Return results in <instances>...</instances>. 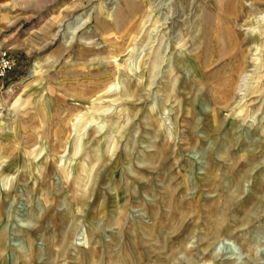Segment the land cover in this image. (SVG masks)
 <instances>
[{
	"label": "rangeland",
	"instance_id": "1",
	"mask_svg": "<svg viewBox=\"0 0 264 264\" xmlns=\"http://www.w3.org/2000/svg\"><path fill=\"white\" fill-rule=\"evenodd\" d=\"M125 1L0 0V52L16 61L0 80V169L18 165L0 179V264H32L19 258L30 242L33 264H264V0H200L202 26L185 33L164 25L173 0H129L131 14ZM155 55L165 62L152 68ZM40 58V80L26 82ZM95 58L109 63L100 77L83 65ZM98 81L112 86L101 103L79 105ZM77 114L86 126L74 133ZM67 141L91 160L101 150L92 175L107 170L80 202L52 165L72 157L52 151ZM26 161L49 173L52 207L47 188L31 193Z\"/></svg>",
	"mask_w": 264,
	"mask_h": 264
},
{
	"label": "bare ground",
	"instance_id": "2",
	"mask_svg": "<svg viewBox=\"0 0 264 264\" xmlns=\"http://www.w3.org/2000/svg\"><path fill=\"white\" fill-rule=\"evenodd\" d=\"M227 1V0H226ZM231 1H234V0H231ZM126 9H127V12L130 14L132 13L133 10H136L138 9L137 6H133L132 2H130L129 0H126ZM134 3V2H133ZM172 15L171 17L169 18L170 20H168V22H164V25L166 24L167 25V30H169V32L171 31H174V30H177V31H180V32H186V30L188 29V26H196V27H201L202 26V9H201V2L200 0H191L190 3H189V15H186L185 16V13H181V12H184V10L182 9V6L180 5V0H173L172 2ZM227 7V6H226ZM108 16H111L110 13H107ZM175 16L178 17V19H173ZM112 17V16H111ZM114 17V16H113ZM114 19V25L117 27V28H123L122 32L125 34L126 31L128 30V23H127V17H116V18H113ZM209 19V17H206V20ZM78 22V21H77ZM149 22L152 26V29L151 30H156V24L159 23V21L155 20L153 23H151V20L150 18L146 20V23ZM145 24V23H144ZM77 26H80L79 23H77ZM150 27V26H149ZM68 28V27H67ZM69 28L72 30L75 28L78 29L79 27H74V26H70L69 25ZM140 28V27H139ZM74 30V31H75ZM73 31V32H74ZM123 34V35H124ZM215 34V33H214ZM159 35V34H158ZM259 37L261 36V34L258 35ZM157 38V36H154ZM258 37V38H259ZM136 38V37H135ZM133 39V37H132ZM213 40V38H212ZM211 40V41H212ZM256 42L258 41L257 40V37L255 38ZM209 41V40H208ZM163 42V41H162ZM161 42V43H162ZM167 42V41H166ZM213 42V41H212ZM223 42V41H222ZM208 43V42H207ZM165 44V43H164ZM163 44V45H164ZM212 44V43H211ZM213 45V44H212ZM167 46V45H166ZM61 48L63 49V52H68L69 51V44L67 43H61ZM167 49V47H166ZM208 50V49H207ZM162 52V51H161ZM160 52V53H161ZM56 60V59H55ZM97 58L91 60L90 62H87V63H83L84 67H87L88 70H90V75L91 76H94V77H100L102 75H104L106 73V70L105 69L107 67V65L109 63L107 62H96ZM85 61V60H84ZM46 62V59L44 58H40L38 59L34 64H33V67H32V70L30 72V74L28 75V78L25 80L26 82H29V81H38L40 80V77L41 75L43 74L42 71L44 69V63ZM67 62V61H66ZM165 62V57L163 55V57H159L157 55H155L152 59V62H151V67L152 68H156L157 65L159 63L163 64ZM112 63V62H111ZM114 67L116 69H118L120 66H121V63L120 61L118 60H115L114 61ZM131 65V64H130ZM130 65L129 68H130ZM244 65V64H243ZM132 66V65H131ZM235 66V65H234ZM48 67V66H47ZM93 67H97L98 69V72L97 71H91V69ZM259 67V66H258ZM105 69V70H104ZM138 69H140V65L138 66ZM129 72L131 73H134L135 75H137V71H135L133 68H130L129 69ZM93 79V78H92ZM232 79V78H231ZM240 82L243 81V77L240 76ZM96 80V79H95ZM245 80V79H244ZM104 84L103 81H98V82H89L88 85H99V87L101 88L102 85ZM254 84V83H253ZM222 85V84H221ZM239 86V82H238V85ZM112 86L110 87H105V88H101L99 90H97V92L89 89L88 87L83 90L82 93L79 94V98H81V101L80 103H78L79 105H84L86 102L89 103V99H87L88 97H91L90 99V105L91 107L90 108H93L95 107L96 104H100L101 101L103 100V96L104 94H107L110 89H111ZM114 89V88H113ZM239 90V89H238ZM124 91H126V89H124ZM173 91V88L170 87V86H166L163 90V92L167 95V97H169V93H171ZM237 92V91H236ZM94 93V94H92ZM217 94V93H216ZM249 94V93H248ZM77 96V95H76ZM125 96V95H124ZM217 96V95H216ZM219 97V96H218ZM226 97V96H225ZM244 97V96H243ZM245 99V98H243ZM219 104V103H218ZM94 105V107H92ZM97 110V109H96ZM102 111V110H101ZM104 111V110H103ZM106 111V110H105ZM100 112V111H99ZM102 114V113H101ZM122 114V111H119L118 112V116H120ZM214 114V113H213ZM86 116L82 115V114H77V116H75V118L72 120V129H73V132L74 133H77V132H80L81 129L83 128V124L86 123ZM213 117H215L213 115ZM172 120V119H171ZM75 121V122H74ZM85 121V123H84ZM95 121V118L94 119H90L89 123H93ZM88 124V123H87ZM13 125H11V128L9 129V133H12L13 130ZM86 126V124H85ZM101 129V128H100ZM83 130V129H82ZM117 129L115 127V129L113 130V132H116ZM71 134V133H70ZM104 140V139H103ZM102 140V141H103ZM73 145V147H72ZM106 147V142L103 141V143L101 144V146H99V149H104ZM83 149H84V145L83 143H76L75 144H72V142L70 141H67L65 144H58L56 146L53 147V152H57L58 154V151H61L60 153L64 154L65 152L67 151H70L72 150L73 151V154H72V157L71 158H67V159H64V161H60L62 162L60 165H59V161H57V163H55V161L52 163L53 167H54V170L55 171H58L59 173H61V178H62V181H63V184L66 185V188H67V191L65 190V193H69L71 195H73L79 202L81 201V199L83 197H85L86 194H89V193H100L102 192L101 190V185L103 184V177L105 176L107 170H106V167L104 166V164L101 162L100 163V166L98 167V170L97 172L92 175V171L94 169V166L95 164H97L100 159H99V156L101 155V150H98L97 154L95 155L94 157V160H91L89 159L90 157L87 155L85 158L84 157H81L79 155V153L82 154L83 152ZM43 151H46V149L42 148L40 150V153H42ZM48 151V150H47ZM71 152V151H70ZM69 152V153H70ZM103 153V152H102ZM26 155L27 152H25ZM63 158V157H62ZM66 158V157H65ZM63 160V159H62ZM5 162V161H3ZM1 162V163H3ZM26 165L24 167L26 173L31 176V178H33L35 180V185L34 187L30 190L32 194H35L39 189H43L45 187V189L47 188V191L45 193H43V195L41 196L42 198L41 199H44V202L45 204H49L50 207H52L56 202H57V198L56 196H52L49 195L50 193H53V190H51L50 188V185L48 184L49 183V180H50V176H49V173L47 174H44V173H41L40 169L34 165L32 163V161H26L25 162ZM56 164V165H55ZM13 166H18L15 162H12V163H9V161H6L5 164L1 167L0 169V179L3 177V178H6L7 176L10 175V169L11 167ZM20 168V167H19ZM105 173V174H104ZM210 174V173H209ZM12 176V175H11ZM37 176H40L41 177V180L44 181L45 183L41 184L40 183V180L37 178ZM210 176V175H209ZM2 180V179H1ZM90 180L91 182V187L90 188H86V184H87V181ZM204 180V179H203ZM202 180V181H203ZM216 186V185H214ZM143 188V187H142ZM29 190V189H28ZM39 192V191H38ZM27 193V192H26ZM0 194H1V190H0ZM63 194V193H62ZM60 196V195H59ZM70 196V195H69ZM58 197V196H57ZM72 197V196H71ZM73 200L75 201L76 199ZM60 201V200H59ZM57 205V204H56ZM55 205V206H56ZM4 207V206H3ZM70 208H73V212L72 213H75L76 211H80V207L76 206V207H72L70 206L67 210V214H69V212L71 211ZM66 214V215H67ZM2 217V213L0 211V219ZM40 219V218H38ZM72 229H73V226L70 227L69 229H67L68 231L64 232V235H63V242H67L69 237H70V233L72 232ZM33 230V229H32ZM41 229L40 228H37V230L34 231L35 234H38V232L40 231ZM4 233V232H3ZM69 235V236H68ZM68 237V238H66ZM223 240V239H222ZM30 241V240H29ZM225 242V241H224ZM226 249L228 251H230L231 253H235V249L232 248L229 244H227L226 246ZM36 249L34 247V245L30 242L29 243V248L27 249V251H25L24 253L20 254L19 255V258L21 259H29V260H32L30 263H34L36 262ZM51 259V257H50ZM28 261V260H27ZM5 264H8V260L6 259V261L4 262ZM54 264V263H52Z\"/></svg>",
	"mask_w": 264,
	"mask_h": 264
},
{
	"label": "built area",
	"instance_id": "3",
	"mask_svg": "<svg viewBox=\"0 0 264 264\" xmlns=\"http://www.w3.org/2000/svg\"><path fill=\"white\" fill-rule=\"evenodd\" d=\"M16 61L14 57L7 51L0 52V80H2L7 74L14 69Z\"/></svg>",
	"mask_w": 264,
	"mask_h": 264
}]
</instances>
